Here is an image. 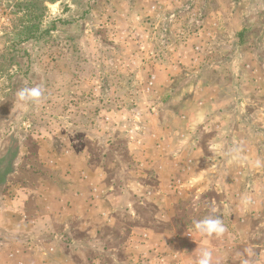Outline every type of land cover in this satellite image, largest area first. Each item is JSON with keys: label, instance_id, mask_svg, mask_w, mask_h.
Wrapping results in <instances>:
<instances>
[{"label": "rangeland", "instance_id": "rangeland-1", "mask_svg": "<svg viewBox=\"0 0 264 264\" xmlns=\"http://www.w3.org/2000/svg\"><path fill=\"white\" fill-rule=\"evenodd\" d=\"M257 159L264 0H0V264H264Z\"/></svg>", "mask_w": 264, "mask_h": 264}, {"label": "clouds", "instance_id": "clouds-1", "mask_svg": "<svg viewBox=\"0 0 264 264\" xmlns=\"http://www.w3.org/2000/svg\"><path fill=\"white\" fill-rule=\"evenodd\" d=\"M17 100L25 104H39L44 97V91L40 86L24 87L16 93ZM264 164L261 160L255 161V166L260 167ZM194 229L203 237L220 239L227 232V227L218 215L209 214L203 219L193 221ZM191 236V233H188ZM196 252L195 264H218L214 259L213 250L201 246L194 250ZM247 257L241 260V264H253L254 253L251 249H246Z\"/></svg>", "mask_w": 264, "mask_h": 264}]
</instances>
